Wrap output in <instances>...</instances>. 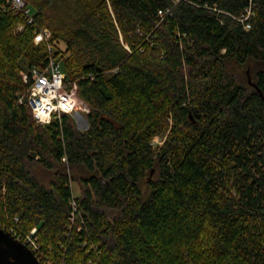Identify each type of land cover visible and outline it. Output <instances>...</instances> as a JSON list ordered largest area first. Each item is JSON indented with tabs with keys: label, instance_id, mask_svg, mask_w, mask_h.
Here are the masks:
<instances>
[{
	"label": "trees",
	"instance_id": "trees-1",
	"mask_svg": "<svg viewBox=\"0 0 264 264\" xmlns=\"http://www.w3.org/2000/svg\"><path fill=\"white\" fill-rule=\"evenodd\" d=\"M26 1L0 0V226L55 264H264V0ZM42 27L84 131L20 100Z\"/></svg>",
	"mask_w": 264,
	"mask_h": 264
},
{
	"label": "built area",
	"instance_id": "built-area-1",
	"mask_svg": "<svg viewBox=\"0 0 264 264\" xmlns=\"http://www.w3.org/2000/svg\"><path fill=\"white\" fill-rule=\"evenodd\" d=\"M5 2L28 23L36 22L35 11L26 0H5ZM4 8V6H0V11ZM253 14L254 5L250 0V5L245 8L239 19L245 21ZM250 27V24H246L247 29ZM23 28L24 25L20 24L19 29ZM51 38L49 28L42 27L36 30L34 42L36 44L46 43L51 54L44 66H33L21 73L23 81L28 85V93L20 100L26 101L30 105L35 119L41 124H49L55 118L61 119L64 114H73L77 110L78 102L77 84L68 81L63 64L53 55L55 48L51 43ZM63 160L67 161L66 158ZM74 205H76L75 202ZM15 219L18 221V218ZM6 231L25 243L42 264H55L41 253L36 227L29 233H20L14 226L9 227Z\"/></svg>",
	"mask_w": 264,
	"mask_h": 264
},
{
	"label": "water",
	"instance_id": "water-1",
	"mask_svg": "<svg viewBox=\"0 0 264 264\" xmlns=\"http://www.w3.org/2000/svg\"><path fill=\"white\" fill-rule=\"evenodd\" d=\"M106 118L115 127L121 124L110 116ZM0 264H42L35 253L21 240L0 226Z\"/></svg>",
	"mask_w": 264,
	"mask_h": 264
},
{
	"label": "rangeland",
	"instance_id": "rangeland-1",
	"mask_svg": "<svg viewBox=\"0 0 264 264\" xmlns=\"http://www.w3.org/2000/svg\"><path fill=\"white\" fill-rule=\"evenodd\" d=\"M49 30L51 31L50 28H49ZM51 37H52V31H51ZM57 58L62 63L60 58L59 57H57ZM24 71H26V70H24ZM234 72L235 73L237 72V74L238 73L243 74V68L234 67ZM77 99H78L77 100L78 101L77 102V110L73 114H69V115H71V117L73 118V121L75 123L76 128L84 131V130L88 129L90 126L88 118H87V114L90 112V108L87 105V103L78 94H77ZM163 140H164V137L159 136V137H156L154 141H155V144L157 145V144H162ZM36 170L40 174V176H42L43 178H48L49 175H48V172L46 170H44L40 167H37ZM73 187H74L75 195H79V193H80L79 185L76 182H74Z\"/></svg>",
	"mask_w": 264,
	"mask_h": 264
}]
</instances>
